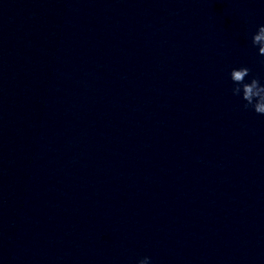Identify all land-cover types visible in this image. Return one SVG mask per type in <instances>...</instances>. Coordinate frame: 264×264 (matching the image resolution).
<instances>
[{
    "label": "clouds",
    "instance_id": "9594fccd",
    "mask_svg": "<svg viewBox=\"0 0 264 264\" xmlns=\"http://www.w3.org/2000/svg\"><path fill=\"white\" fill-rule=\"evenodd\" d=\"M252 46L258 48V55L264 57V24L258 26L251 37ZM233 83L232 94L240 96L245 102V109L251 108L256 114L264 115V84L256 77L251 76V69L246 66L233 68L229 73ZM137 264H151V258L145 256L137 261Z\"/></svg>",
    "mask_w": 264,
    "mask_h": 264
}]
</instances>
